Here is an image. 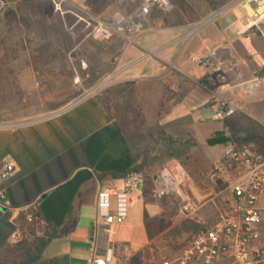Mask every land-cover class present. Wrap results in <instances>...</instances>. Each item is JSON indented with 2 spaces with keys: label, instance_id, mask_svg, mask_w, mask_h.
Wrapping results in <instances>:
<instances>
[{
  "label": "crops",
  "instance_id": "crops-1",
  "mask_svg": "<svg viewBox=\"0 0 264 264\" xmlns=\"http://www.w3.org/2000/svg\"><path fill=\"white\" fill-rule=\"evenodd\" d=\"M71 1L88 17L86 24L115 25V20L106 19L109 0ZM166 2L169 10L154 5L141 31L119 39L57 36V51L62 59H70V65L80 56L98 67L112 66L111 59L116 60L101 85H110L112 95L118 97L119 116L109 111L101 97L89 93L41 119L0 122V172L4 160L15 164L11 179L0 183L7 204L0 207V251L17 236L32 241L33 231L22 227V217L28 223L26 217L34 215L40 228L34 235L44 237L49 231L53 237L32 264H87L91 251H103L107 242L125 246L126 256L118 257L122 264L159 263L146 262L150 256L142 254L147 245L144 216V237L139 243L133 239L110 242L95 235L98 193L120 192L126 175L138 172L142 189L132 196L130 207L136 202L143 206L145 198L161 188L155 171L164 163H168L165 169L183 170L175 158L166 157L161 163V136L167 143L181 138L190 141L194 135L204 142L224 130L226 136L244 138L252 122L264 128V75L256 93L242 92L264 68V37L249 29L254 7L247 0H216L214 7L209 0ZM25 4L7 11L17 16ZM7 11L0 14V21ZM92 52L98 54L90 60ZM230 65L237 68L239 80L222 96L237 101L241 109L231 118L233 130L205 114L213 97L204 86L205 78ZM2 96L0 85V104ZM230 178L225 169L222 179ZM127 224L117 227V233Z\"/></svg>",
  "mask_w": 264,
  "mask_h": 264
},
{
  "label": "rangeland",
  "instance_id": "rangeland-1",
  "mask_svg": "<svg viewBox=\"0 0 264 264\" xmlns=\"http://www.w3.org/2000/svg\"><path fill=\"white\" fill-rule=\"evenodd\" d=\"M25 2L16 21L8 11L0 21V85H3L0 122L5 124L41 119L65 108L101 86L117 63L112 58V66H92L80 56L78 61L70 65V59H62L57 51V36L91 34L101 41L119 39L120 36L113 34L109 40H105L100 33L103 28L101 25L97 22L86 24L84 21H88V17L63 0ZM118 2L119 0H109L106 19L123 23L130 17L131 10L128 13L122 11ZM61 13H64L62 19L59 18ZM104 19H101L102 23H105ZM40 37L44 39L42 42ZM96 54L98 52H92L88 58L91 60ZM116 54L119 56L120 52ZM109 89L110 85H102L95 95L101 97L109 111L118 117L119 100ZM116 93L118 94V90ZM205 114L207 117L212 116L209 110ZM231 121L232 119L216 123L223 125L224 129L230 125L233 130ZM252 123L249 134L244 138L226 136L224 130L213 134L211 139H228V145H250L256 154L264 157V128ZM209 140L200 142L196 135L185 142L181 138L167 143L165 136L158 140L161 163L166 157L168 160L175 158L180 163L183 170H179L178 175L184 181L182 180L179 192L196 204L198 211L192 215L184 213L182 200L177 192L164 195L154 193L145 198L143 206L136 202L130 207L128 224L118 233L117 227H114L110 242L114 239L141 242L144 237L141 224L144 216L147 245L142 254L150 256L146 262H160L180 255L201 227L218 223L231 198L229 184L237 173L234 166H229L226 169L232 179L224 181L221 174L220 180H209L214 167L220 162L224 163L223 151L226 146H210ZM167 165L168 163H164L155 171L159 177ZM141 189L138 185L135 195ZM29 222L33 223L34 235L40 228L36 226V222Z\"/></svg>",
  "mask_w": 264,
  "mask_h": 264
},
{
  "label": "built area",
  "instance_id": "built-area-1",
  "mask_svg": "<svg viewBox=\"0 0 264 264\" xmlns=\"http://www.w3.org/2000/svg\"><path fill=\"white\" fill-rule=\"evenodd\" d=\"M26 0H0V14L14 8ZM70 3L69 0H63ZM140 2V4H139ZM254 7V19L249 29H255L264 37V0H247ZM169 10L166 0H119L118 6L131 10L130 17L123 23H115L112 28H102L101 36L109 40L113 34H125L141 31L154 5ZM264 68L257 71L253 81L245 84L244 94L256 93L262 82ZM239 74L233 65L226 66L209 74L204 86L213 92L208 104L216 122L234 117L241 109L237 101L222 96V93L237 87ZM224 163L220 162L209 174V180L218 181L226 167L234 166L236 177L229 184L230 200L225 212L217 224L201 227L192 242L175 258L149 264H264V157L256 154L248 145H226L223 151ZM15 164L4 160L0 172V183L11 179ZM180 172L167 168L161 178L159 195L177 192L182 200V210L188 215L198 211L196 204L186 199L172 185L181 186ZM183 180V181H182ZM142 181L138 172H131L123 180L120 192L100 191L96 202L94 232L96 236L111 237L114 227L125 225L129 219L131 198ZM0 207L6 208L4 192L0 191ZM27 221L39 222L34 215H28ZM22 238L17 236L13 244L18 245ZM126 256L124 245L107 242L105 249H93L87 264H122L118 257Z\"/></svg>",
  "mask_w": 264,
  "mask_h": 264
},
{
  "label": "trees",
  "instance_id": "trees-1",
  "mask_svg": "<svg viewBox=\"0 0 264 264\" xmlns=\"http://www.w3.org/2000/svg\"><path fill=\"white\" fill-rule=\"evenodd\" d=\"M209 4L214 7L216 0H209ZM11 14V17L16 21V15ZM229 140L225 138H214L208 141L210 146H216L219 144L228 145ZM25 217H22V227H26L27 230L34 231L33 223L24 221ZM53 234L47 231L44 237H36L33 235L32 241L23 240L18 245H7L0 251V264H32L39 260L42 252L46 248Z\"/></svg>",
  "mask_w": 264,
  "mask_h": 264
},
{
  "label": "bare ground",
  "instance_id": "bare-ground-1",
  "mask_svg": "<svg viewBox=\"0 0 264 264\" xmlns=\"http://www.w3.org/2000/svg\"><path fill=\"white\" fill-rule=\"evenodd\" d=\"M173 170H177V171H179V169H177V167H176V168L173 167ZM172 187H173L175 190L179 191L177 183H173Z\"/></svg>",
  "mask_w": 264,
  "mask_h": 264
},
{
  "label": "water",
  "instance_id": "water-1",
  "mask_svg": "<svg viewBox=\"0 0 264 264\" xmlns=\"http://www.w3.org/2000/svg\"><path fill=\"white\" fill-rule=\"evenodd\" d=\"M102 86V85H101ZM101 86H99V87H97L93 92H91L88 96H90V95H92V94H94L98 89H100L101 88ZM44 198V197H43Z\"/></svg>",
  "mask_w": 264,
  "mask_h": 264
}]
</instances>
